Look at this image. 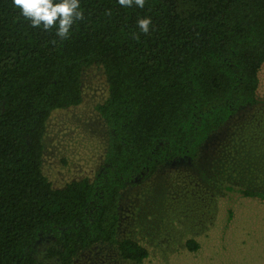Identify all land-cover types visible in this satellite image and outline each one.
Masks as SVG:
<instances>
[{
	"label": "trees",
	"instance_id": "1",
	"mask_svg": "<svg viewBox=\"0 0 264 264\" xmlns=\"http://www.w3.org/2000/svg\"><path fill=\"white\" fill-rule=\"evenodd\" d=\"M264 0H0V264H72L95 244L142 263L117 240L119 203L160 168L195 161L210 137L257 104ZM104 70L102 170L54 189L42 173L53 111L79 105L81 78ZM264 202V189L241 190ZM187 248L199 245L190 239Z\"/></svg>",
	"mask_w": 264,
	"mask_h": 264
},
{
	"label": "rangeland",
	"instance_id": "2",
	"mask_svg": "<svg viewBox=\"0 0 264 264\" xmlns=\"http://www.w3.org/2000/svg\"><path fill=\"white\" fill-rule=\"evenodd\" d=\"M257 104L241 109L205 143L195 161L180 159L146 181L128 186L119 203L117 240L145 247L142 263L125 260L117 247L95 244L72 264H264V202L241 190L264 189V65ZM79 105L52 112L43 138L42 173L54 189L102 170L108 129L97 106L108 97L101 67L81 78ZM193 239L196 251L187 248ZM52 240L36 243L38 264Z\"/></svg>",
	"mask_w": 264,
	"mask_h": 264
}]
</instances>
